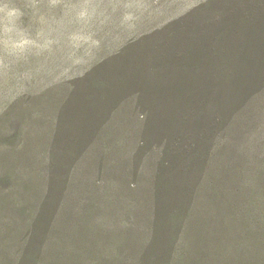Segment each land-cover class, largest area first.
<instances>
[{"label":"rangeland","instance_id":"1","mask_svg":"<svg viewBox=\"0 0 264 264\" xmlns=\"http://www.w3.org/2000/svg\"><path fill=\"white\" fill-rule=\"evenodd\" d=\"M244 1L14 0L33 43L11 56L0 32V264H264V0ZM231 6L219 46L253 60H188L213 81L161 115L133 67Z\"/></svg>","mask_w":264,"mask_h":264},{"label":"trees","instance_id":"2","mask_svg":"<svg viewBox=\"0 0 264 264\" xmlns=\"http://www.w3.org/2000/svg\"><path fill=\"white\" fill-rule=\"evenodd\" d=\"M253 1L254 0H247V1L245 0L244 2H246L247 4H251ZM236 3H240V0H236ZM231 8L236 9L235 6L224 8L226 10L225 11L226 17L224 18V22L222 23L220 22L218 25H216L217 27L216 32L210 29H206V26L209 24L206 22L196 23V24L187 22L185 25L182 24L180 26H176V32L180 33V36H181V37H176V40L173 42L172 47L175 46L176 48H173L171 51H168L170 48L167 47V45L162 44V45H159V47L161 48L162 51L166 53L164 54V52L162 53L159 52L157 53L158 55H152L151 53L153 52L150 53V49L152 47H150L147 51L146 56H144V54L143 55L141 54L140 56V57L144 56V61L138 62V64L133 67L134 70H137L138 72L142 73L140 74L139 77L144 79V80L141 79L142 81H144L143 82L144 85L141 84L142 87H139L136 84L134 85V81H132L131 78L128 80H125L126 83H128L130 87L134 85L140 88L141 91H144V98L146 99H150L153 95H156L158 97H155V98H162V99L168 100L167 102H164L162 106L159 107L160 109L157 108L156 105L155 107L160 111L161 115H167L168 117L171 118L172 121L175 120L176 117L174 116L176 113H178V110H179L178 105L181 104V102H178V101L181 100L184 106L187 107L188 102L193 100L194 92L192 91L195 88L196 89L203 88L204 82L213 81V79L209 77L208 73L212 72L211 67L215 63L224 64V62H226L225 60H228L230 62H234L235 64H237L238 67H241V66H244L243 63H245L246 61H249L251 59L253 60V55H251L253 52L248 53L246 60L243 59L240 62L237 60H234V61L229 60V57L227 56V54H225L222 51L223 48L219 46V45H222V43H227L229 41L230 38L228 37L229 35L227 34V31L231 32L235 26H237L240 22L242 23V21L240 20L241 17L239 16V14L243 12L242 11L243 7L239 14H237L235 9L229 12ZM221 10H222L221 7L217 9L216 14L220 13ZM184 19L185 18H182V20ZM214 40L216 42L219 41L220 43H215ZM165 48L167 51H165ZM193 53H195V56L192 55ZM179 60L180 62L181 61L183 62L182 65H180V62L178 64L177 61ZM188 60L193 61L195 63H199V60H204V61L211 62L212 66L207 67V68H202L192 63L187 65ZM167 62L169 63V65L166 64ZM122 69H124V67ZM203 69L205 70V72L203 71ZM107 74H109L110 76V73H107ZM186 76L191 78V81L193 82L191 83L193 84L192 86H190L191 84H188L189 86H185L184 84H182L181 86L179 85L178 83L179 78H182L185 81H188L185 79ZM105 82L109 83L111 81L106 80L103 83ZM112 85L110 86L106 85V87H108L110 90L111 89L114 90V87ZM96 94L100 95V98H101L100 100H102L103 106H105L107 102L104 99V97L107 98L110 95L107 91V88H103L101 91H99V88L98 89L95 88V90L92 92V95H91L92 100H94L93 98H95ZM86 97H88V94H86L83 97V99H85ZM94 105L96 106L95 103ZM191 105L192 103H189L190 109H191L190 107ZM183 109L184 110H182L181 116L186 117L187 116L186 113H189L190 111L188 110V108H183ZM94 112L97 113L98 110H95ZM192 112L194 114H197L198 111L195 109ZM177 115L179 116L180 113ZM172 123H169V126L167 125L164 131L166 132L168 127L170 128L169 135H170V138L173 139L171 141L174 144L172 146H176L178 141H182V140L181 138L177 137L178 131L173 130ZM181 145H183V142H181V144L178 147V149H180L178 155L180 156L182 152H187V149L185 148V146L183 145L181 147ZM170 148H171L170 146L167 147L166 153H172V151H170ZM176 157H177V154L174 155V159ZM174 159L172 158L169 159L171 164H173ZM162 165L160 169L163 168L164 171H166L168 167H171L169 166L168 162H162ZM173 216L174 215H172L171 217ZM168 217H170L169 214H168Z\"/></svg>","mask_w":264,"mask_h":264},{"label":"clouds","instance_id":"3","mask_svg":"<svg viewBox=\"0 0 264 264\" xmlns=\"http://www.w3.org/2000/svg\"><path fill=\"white\" fill-rule=\"evenodd\" d=\"M24 13L14 0H0V32L3 34V46L8 55L18 56L33 41L21 28Z\"/></svg>","mask_w":264,"mask_h":264}]
</instances>
